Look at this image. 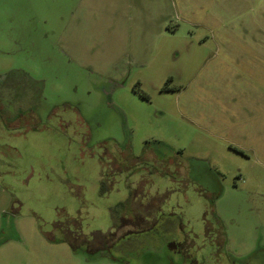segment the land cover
<instances>
[{
  "label": "rangeland",
  "instance_id": "rangeland-1",
  "mask_svg": "<svg viewBox=\"0 0 264 264\" xmlns=\"http://www.w3.org/2000/svg\"><path fill=\"white\" fill-rule=\"evenodd\" d=\"M0 264H264V0H0Z\"/></svg>",
  "mask_w": 264,
  "mask_h": 264
},
{
  "label": "crops",
  "instance_id": "crops-1",
  "mask_svg": "<svg viewBox=\"0 0 264 264\" xmlns=\"http://www.w3.org/2000/svg\"><path fill=\"white\" fill-rule=\"evenodd\" d=\"M137 198H138L137 195L134 194L133 199H132V200H133V203H136V201L138 200ZM133 213H134V215H135V212H133ZM146 220H147V219H146Z\"/></svg>",
  "mask_w": 264,
  "mask_h": 264
},
{
  "label": "trees",
  "instance_id": "trees-1",
  "mask_svg": "<svg viewBox=\"0 0 264 264\" xmlns=\"http://www.w3.org/2000/svg\"><path fill=\"white\" fill-rule=\"evenodd\" d=\"M102 190L106 191L107 190V185L105 182H102Z\"/></svg>",
  "mask_w": 264,
  "mask_h": 264
}]
</instances>
